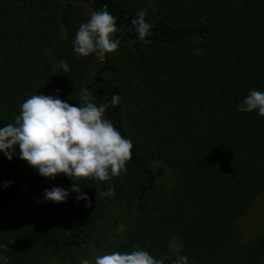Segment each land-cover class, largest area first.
I'll use <instances>...</instances> for the list:
<instances>
[{
	"label": "trees",
	"instance_id": "obj_1",
	"mask_svg": "<svg viewBox=\"0 0 264 264\" xmlns=\"http://www.w3.org/2000/svg\"><path fill=\"white\" fill-rule=\"evenodd\" d=\"M82 1L92 11L107 4L116 17L120 45L103 62L77 56L74 37L62 34L69 6L58 12L54 0H0V126L14 122L33 94L72 105L84 103L85 87L97 105L118 94L105 118L131 139L132 157L126 173L101 182L45 178L18 155L0 154V244L8 248L0 252L9 264L53 257L79 264L77 249L96 239L118 204L135 215L108 253L138 244L158 259L179 253L190 264H231L237 223L264 192V116L238 111L250 89L264 91V0ZM144 8L150 44L131 23ZM73 182L90 207L76 193L43 202L45 189ZM110 185L116 195L103 196ZM244 260L264 264V232Z\"/></svg>",
	"mask_w": 264,
	"mask_h": 264
},
{
	"label": "clouds",
	"instance_id": "obj_2",
	"mask_svg": "<svg viewBox=\"0 0 264 264\" xmlns=\"http://www.w3.org/2000/svg\"><path fill=\"white\" fill-rule=\"evenodd\" d=\"M147 15L148 9H141L131 23L138 39L150 44L151 40L145 38L152 35L153 25L146 20ZM117 31L116 17L105 4L102 10L92 11L87 22L80 24L73 39V50L77 56L95 54L103 62L106 54L115 52L120 45V40L114 38ZM58 67L64 73L70 71L64 60L58 62ZM89 92L88 87L83 89L82 105H72L59 96L31 95L20 105L14 122L0 126V154L9 161L18 155L40 176L49 179L62 174L72 181V178H91L108 182L126 173V163L131 160L133 143L105 118L109 103L115 106L121 97L113 94L110 102L97 105L88 99ZM238 111H255L259 116H264V91L250 89L238 105ZM11 183L6 181L3 187H10ZM80 185L73 182L69 189L55 186L50 190L45 189L43 202L63 203L72 193H76V201H85V207H90L92 202ZM102 195L114 197V185H110ZM40 202L38 199L37 203ZM132 247L131 251H112L98 255L94 264H190L186 255L177 253L175 258L158 259L138 244ZM0 249L8 248L0 244ZM0 264H9L3 252H0ZM79 264L93 262L81 258ZM191 264H195V260Z\"/></svg>",
	"mask_w": 264,
	"mask_h": 264
},
{
	"label": "rangeland",
	"instance_id": "obj_3",
	"mask_svg": "<svg viewBox=\"0 0 264 264\" xmlns=\"http://www.w3.org/2000/svg\"><path fill=\"white\" fill-rule=\"evenodd\" d=\"M54 2L58 3V12L61 8L70 7L69 20L67 25L62 27V34L64 37H75L80 24L87 22L92 10L82 0H54ZM58 17L60 18L59 15ZM88 57L98 59L95 54H90ZM163 181L167 187L171 185V170L168 171L166 169ZM134 215L131 216L125 206L115 204L107 222L102 227V231L95 235L96 239L92 240L85 249H77V255H80V258H88L94 264L96 256L108 253L123 239L128 224ZM237 230L234 242V258L231 264H239L240 261L244 263L248 251L254 249L257 244V238L264 232V192L254 200L246 214L239 219ZM170 245L174 251L181 249V242L176 237L171 239ZM42 264L68 263L53 257Z\"/></svg>",
	"mask_w": 264,
	"mask_h": 264
}]
</instances>
